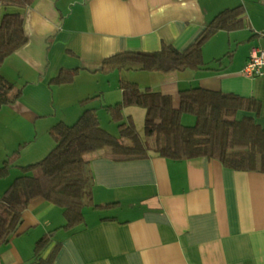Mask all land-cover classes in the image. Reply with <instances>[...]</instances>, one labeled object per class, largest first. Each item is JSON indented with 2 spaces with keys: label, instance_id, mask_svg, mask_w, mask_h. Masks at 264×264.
I'll return each instance as SVG.
<instances>
[{
  "label": "crops",
  "instance_id": "obj_1",
  "mask_svg": "<svg viewBox=\"0 0 264 264\" xmlns=\"http://www.w3.org/2000/svg\"><path fill=\"white\" fill-rule=\"evenodd\" d=\"M240 4L243 27L220 30L203 47L205 61L210 43L214 57L235 45L229 63L150 77L160 78L159 91L172 94L176 105L179 90L193 86L254 97L259 115L240 117L254 116L264 128V75L241 72L251 50L264 49V0H34L22 11L28 42L1 66L7 80L25 84L12 104L20 115L0 125V166L24 139L16 136L23 132L15 129L17 121L47 104L49 85L61 70L78 69L83 78L118 53L154 52L163 45L185 50L218 13ZM74 93L71 104L78 99L81 111L84 101L100 95L91 89ZM90 160L92 200L100 207L86 206L84 221L64 228L61 206L42 196L31 199L19 231L0 245V264H31L35 243L46 234L45 256L54 251L52 264H264V173L205 157L115 161L101 151ZM10 182L0 177V193Z\"/></svg>",
  "mask_w": 264,
  "mask_h": 264
},
{
  "label": "trees",
  "instance_id": "obj_2",
  "mask_svg": "<svg viewBox=\"0 0 264 264\" xmlns=\"http://www.w3.org/2000/svg\"><path fill=\"white\" fill-rule=\"evenodd\" d=\"M33 2L0 0V10L10 5L17 7L14 12L0 14V109L16 103L23 94L22 88L3 76L1 66L28 42L22 11ZM244 18L243 5L234 6L218 13L185 50L163 45L154 52H122L103 59L98 70L109 72L127 65L160 72L207 69L203 59L206 41L220 30L242 28ZM77 72L78 69H63L52 82L72 83ZM120 89L119 102L103 105L119 123L120 136L101 127L96 108H86L74 123L59 121L51 126L49 132L55 144L43 159L19 166L22 173L0 193V245L19 231L26 204L35 197L42 196L62 207L64 228L82 223L86 206L100 207L92 200L90 156L101 151L115 161L151 156L173 160L205 157L233 170L264 173V128L255 120L261 103L254 97L193 86L179 90L176 105L172 94L141 89L135 82L121 81ZM129 106L145 109L144 137L135 130L131 116L123 115ZM241 112L255 117H240ZM184 113L194 115V125L182 124ZM9 167L8 161L3 162L1 177L6 176ZM49 245L48 234L35 243L31 264H52L54 251L45 256Z\"/></svg>",
  "mask_w": 264,
  "mask_h": 264
},
{
  "label": "rangeland",
  "instance_id": "obj_3",
  "mask_svg": "<svg viewBox=\"0 0 264 264\" xmlns=\"http://www.w3.org/2000/svg\"><path fill=\"white\" fill-rule=\"evenodd\" d=\"M14 11H16L15 7L10 5L7 6L6 9L3 8L2 11L0 10V14H2V12ZM214 49L215 46L212 42L204 52V57L207 66L217 68L220 66L219 64L224 66L229 63L231 55L235 53L236 46L232 44L231 50L228 49L227 51H224V53H221L222 55L220 57H214ZM241 49L242 48H239V50ZM241 52L242 50L238 52L237 55H240ZM128 66L129 65L124 68L113 69L109 72L97 70L98 72L95 71V73L91 75L84 74L86 76L83 78L77 77V74L72 83L68 84L59 85L56 82H51V85H49L51 88L48 90L47 104L41 106L39 111L26 113L27 115L22 116L23 118H21V121H17L18 124L15 129L22 130L23 132H15L16 136L20 135L24 139L17 143L18 145H16V149H12V153H9V155L5 157L7 159L9 158L8 165L10 167L4 178L13 181L16 176L22 173L16 162H25V164H27L31 163V161H40L52 150L55 143L49 130L57 121L64 120L66 123L72 124L77 120L79 112L81 114L85 108L81 111V103L78 102V99L75 104H71L70 98L75 91L81 92L82 90L85 91L86 89H91L94 92L99 93L100 95L98 97L93 98L92 100L89 99L90 101L86 100L82 104H86V108H96L101 127L114 136H120L118 128L119 123L111 117L110 113L106 111L105 108L101 106L108 104L114 105L118 102L117 98H120L122 95L120 89L121 81L139 82L138 85L141 89L159 91L157 86H159L160 78H156V76L155 78H152L150 75H161L160 71H144L132 69ZM192 71L195 70L190 68L186 69V75L193 74ZM9 80L13 84L15 83L18 88H23L20 86L25 84L24 82H17L14 79ZM183 86L189 87L190 84H185ZM45 107L48 109L46 110ZM13 109L12 104L0 109V125L9 122V118L14 114H19L18 112L13 111ZM123 115L126 118L129 115L131 116L135 130L140 136L144 137L145 109L140 106H129L124 109ZM181 121L182 124L186 126H192L195 124L196 118L190 113H184ZM8 135H11V133H6L4 137L6 141L10 142L12 138L8 137ZM1 167L2 165L0 168Z\"/></svg>",
  "mask_w": 264,
  "mask_h": 264
},
{
  "label": "built area",
  "instance_id": "obj_4",
  "mask_svg": "<svg viewBox=\"0 0 264 264\" xmlns=\"http://www.w3.org/2000/svg\"><path fill=\"white\" fill-rule=\"evenodd\" d=\"M241 72L247 77L264 75V49L253 48Z\"/></svg>",
  "mask_w": 264,
  "mask_h": 264
}]
</instances>
